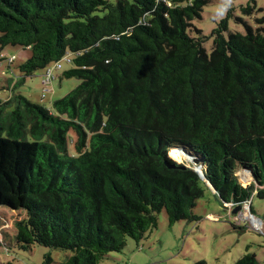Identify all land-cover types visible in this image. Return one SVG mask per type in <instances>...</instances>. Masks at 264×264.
Instances as JSON below:
<instances>
[{
  "label": "trees",
  "instance_id": "1",
  "mask_svg": "<svg viewBox=\"0 0 264 264\" xmlns=\"http://www.w3.org/2000/svg\"><path fill=\"white\" fill-rule=\"evenodd\" d=\"M209 3L0 0V55L8 46L31 52L21 80L0 85L11 92L0 98V147L16 150L0 162V206L25 213L16 248L101 264L128 238L153 234L163 211L170 225L200 221L207 183L193 166L169 167L184 163V151L201 160L222 206L232 213L251 201L255 215L253 198L264 200V27L231 33L229 13L204 36L193 23ZM67 56L59 80L81 83L50 108L18 91ZM240 170L252 175L246 186ZM235 264L260 263L247 253Z\"/></svg>",
  "mask_w": 264,
  "mask_h": 264
},
{
  "label": "rangeland",
  "instance_id": "2",
  "mask_svg": "<svg viewBox=\"0 0 264 264\" xmlns=\"http://www.w3.org/2000/svg\"><path fill=\"white\" fill-rule=\"evenodd\" d=\"M201 20L193 24L200 29L204 36L210 37L218 24L232 13L234 17L229 21V32L246 33L245 24L254 28L264 27L258 21L264 19V0H208ZM255 1V3H254ZM251 6L253 12L248 15L243 8ZM242 19L243 22H238ZM229 32L226 34L228 35ZM192 36H197L196 32ZM205 48L208 53L213 49V39L210 38ZM2 53L9 58L16 56L12 66L0 63V85L4 79H11L12 86L20 79L19 66L31 55L29 50L21 47L8 46ZM62 71H56L59 76L70 68L64 63ZM43 71H37L27 78L20 86L19 92L32 102L50 108L52 103L73 91L81 82L77 79H55L49 86H43ZM21 80V79H20ZM2 93V91L0 92ZM43 94L46 97L43 99ZM0 147V162L7 153L16 156V150L11 144ZM184 164L188 165L182 160ZM191 165V164H190ZM240 182L246 186L249 180ZM252 207L255 216L263 223L261 230L253 224L261 225L256 218H250L248 211L242 210L238 214L230 212V206H222L211 190H207L203 199L198 202L195 214L202 219L198 222H177L170 225L166 212L158 215V228L140 243L128 238L126 247L121 253H112L101 264H235L245 254L257 256L260 264H264V200L253 198ZM247 214V215H246ZM250 214V213H249ZM211 215H214L213 217ZM25 213L0 206V264H45L46 256L51 255L53 264H61L72 254L53 250L44 246H34L31 250L23 251L16 248L15 222L23 219ZM255 220L257 222H255ZM241 228V229H239Z\"/></svg>",
  "mask_w": 264,
  "mask_h": 264
},
{
  "label": "built area",
  "instance_id": "3",
  "mask_svg": "<svg viewBox=\"0 0 264 264\" xmlns=\"http://www.w3.org/2000/svg\"><path fill=\"white\" fill-rule=\"evenodd\" d=\"M0 58L3 60V62L7 63L8 65H13L15 60H16V56H12L11 58H9L7 55L5 54H1ZM67 63L70 64L71 63V58L70 56L65 57L62 61L57 62V63H53L52 65H49L47 68H45L43 70V80H42V85L43 86H49V84L51 85L52 82L56 79L57 75L55 74L56 71H62L63 70V64ZM46 97L45 94H43L42 98L44 99ZM230 209L232 208L233 205H229ZM242 210H247L249 213L248 215H250V218L252 219L253 217L256 218L257 220H259L261 222V225L258 224H253L255 226V228L257 230H261L263 227V223L260 219H258L255 215L252 214L251 212V201L246 202L242 205ZM246 211V212H247ZM247 215V214H246Z\"/></svg>",
  "mask_w": 264,
  "mask_h": 264
},
{
  "label": "water",
  "instance_id": "4",
  "mask_svg": "<svg viewBox=\"0 0 264 264\" xmlns=\"http://www.w3.org/2000/svg\"><path fill=\"white\" fill-rule=\"evenodd\" d=\"M181 152H183L184 150L182 149H179ZM184 154L188 155L186 153V151L183 152ZM189 166H193L195 171L200 175L201 179L207 183L209 189L213 192V193H216V190L210 185V183L207 181V179L205 178L203 172H202V166H201V160L198 159V158H192V163L191 165L188 164H182L180 167H177V166H174V165H170L169 167L170 168H181V169H185L186 167H189ZM248 173L249 176H250V180L248 182H251L253 179H252V175L249 171H246V170H240V177L241 179L244 181V178H245V174ZM242 211V207L241 206H237L236 208H234L233 210V214H238L239 212Z\"/></svg>",
  "mask_w": 264,
  "mask_h": 264
},
{
  "label": "crops",
  "instance_id": "5",
  "mask_svg": "<svg viewBox=\"0 0 264 264\" xmlns=\"http://www.w3.org/2000/svg\"><path fill=\"white\" fill-rule=\"evenodd\" d=\"M3 54H4V53H3ZM12 56H15V55H12ZM10 66H12V65H10ZM60 75H61V74H60ZM60 75H59V76H60ZM59 76H57L56 79H57ZM1 85H4V83L1 84ZM10 96H11V92H10L9 89H4V90L2 91V93H0V98H2V99H4V100L9 99ZM211 216L213 217L214 215H211Z\"/></svg>",
  "mask_w": 264,
  "mask_h": 264
},
{
  "label": "bare ground",
  "instance_id": "6",
  "mask_svg": "<svg viewBox=\"0 0 264 264\" xmlns=\"http://www.w3.org/2000/svg\"><path fill=\"white\" fill-rule=\"evenodd\" d=\"M188 155H186V156H184L185 158H184V160L187 162V163H189V164H191L192 163V158L190 157V156H188ZM244 180H250V176H249V174L248 173H246L245 174V178H244ZM255 222H257L256 220H255Z\"/></svg>",
  "mask_w": 264,
  "mask_h": 264
}]
</instances>
